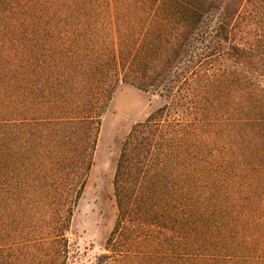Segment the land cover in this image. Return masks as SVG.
Here are the masks:
<instances>
[{
  "label": "trees",
  "instance_id": "1",
  "mask_svg": "<svg viewBox=\"0 0 264 264\" xmlns=\"http://www.w3.org/2000/svg\"><path fill=\"white\" fill-rule=\"evenodd\" d=\"M124 86L92 264H264V0H0V264H75L69 234Z\"/></svg>",
  "mask_w": 264,
  "mask_h": 264
},
{
  "label": "rangeland",
  "instance_id": "2",
  "mask_svg": "<svg viewBox=\"0 0 264 264\" xmlns=\"http://www.w3.org/2000/svg\"><path fill=\"white\" fill-rule=\"evenodd\" d=\"M163 103L157 94L124 86L109 104L102 118L94 164L69 234L82 253L75 264H92L104 251L117 221L114 177L122 144L133 126L144 122Z\"/></svg>",
  "mask_w": 264,
  "mask_h": 264
}]
</instances>
